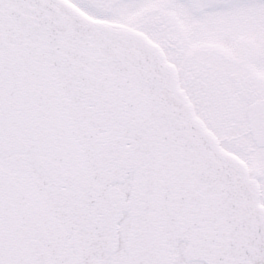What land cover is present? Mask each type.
Instances as JSON below:
<instances>
[{
  "label": "snow or ice",
  "instance_id": "obj_1",
  "mask_svg": "<svg viewBox=\"0 0 264 264\" xmlns=\"http://www.w3.org/2000/svg\"><path fill=\"white\" fill-rule=\"evenodd\" d=\"M0 264H264V0H0Z\"/></svg>",
  "mask_w": 264,
  "mask_h": 264
}]
</instances>
